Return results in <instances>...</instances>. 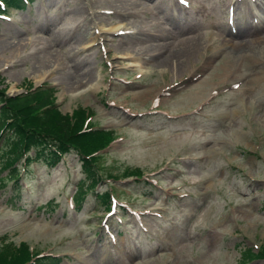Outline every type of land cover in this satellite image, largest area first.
Wrapping results in <instances>:
<instances>
[{
	"label": "rangeland",
	"instance_id": "obj_1",
	"mask_svg": "<svg viewBox=\"0 0 264 264\" xmlns=\"http://www.w3.org/2000/svg\"><path fill=\"white\" fill-rule=\"evenodd\" d=\"M31 1L0 14V91L85 109L77 142L98 157L94 179L73 145L54 167L23 159L15 187L0 162L4 258L27 244L41 264H264V0ZM197 37L211 46L183 68L157 64Z\"/></svg>",
	"mask_w": 264,
	"mask_h": 264
},
{
	"label": "trees",
	"instance_id": "obj_2",
	"mask_svg": "<svg viewBox=\"0 0 264 264\" xmlns=\"http://www.w3.org/2000/svg\"><path fill=\"white\" fill-rule=\"evenodd\" d=\"M9 5L24 6L21 0H4ZM2 10L0 6V11ZM53 89H37L29 91L17 97L7 98L0 91V103H4L0 109V162L4 169H9L10 181L14 182V187L19 181L22 168L17 162L24 159L25 164L44 163L51 167L60 162L61 155L69 152L71 145L81 148V129H85L82 123L88 119L86 110L77 113L76 117L70 114H63L57 105L50 104L54 111H44L42 108L54 99ZM44 105V106H43ZM90 128V127H89ZM92 134L99 133L92 129ZM90 136L86 135V137ZM109 134L106 143L95 150L99 152L107 148L110 143ZM80 144V145H79ZM83 148V147H82ZM79 150L84 159L85 169L93 175L97 164L98 156ZM85 149V148H84ZM33 151L32 155L29 153ZM94 167V168H93ZM24 175L22 176V178ZM106 205L110 202V195L105 193L99 197ZM1 245L0 247H3ZM4 252L0 253V264H41L43 257L34 253L27 244L17 247L15 253L10 258H4Z\"/></svg>",
	"mask_w": 264,
	"mask_h": 264
},
{
	"label": "bare ground",
	"instance_id": "obj_3",
	"mask_svg": "<svg viewBox=\"0 0 264 264\" xmlns=\"http://www.w3.org/2000/svg\"><path fill=\"white\" fill-rule=\"evenodd\" d=\"M184 8H186V7H184ZM188 8L189 9H194L193 7H191V8L188 7ZM201 11H202L201 9H197L192 15H190L187 18V20L189 22L193 21L195 14H198ZM167 20L169 21V20H171V18L170 17H167ZM103 29H106V28L103 27ZM230 36L231 37H235L236 36V37L243 38V40H244L243 43L239 44L238 46H241V45H245L246 44V46H248V47H253L256 43L259 42V40H253V39H250V38L246 37V36H250V35H246V33L244 31H238L236 34L235 33H232L230 31ZM93 37H95V36H93ZM76 39L78 41L80 38L79 37H76ZM102 39H103V36H102ZM90 45L91 44H89L87 46H90ZM204 45H205V42H203L199 37L189 39V40H187V41L179 44L178 45L179 46L178 48L170 49L168 54L163 55V56L161 55L162 57H158L157 58V64L160 67H162L161 69L163 71H168L175 64H176L175 65L176 68L181 69V68L184 67L185 62H187L189 59L192 58V56H194L198 52H200V50H202V48H204V47H207L208 48V47L211 46V44H209V43H207L205 46ZM233 47H236V45H234ZM256 47H257V45H256ZM4 48H5V45H0V52L3 51ZM238 49H240V48H238ZM233 53L234 52H230L229 53L231 55L229 56V59L227 60V63L228 64H231L232 63L231 60L234 57V54ZM248 54L251 55V56H254L252 53H248ZM235 55H237V54H235ZM236 58H237V56H236ZM139 62H141V59L140 60H137V62H132L129 65H131V66H139V65H141ZM224 68L225 69H228L229 67L228 66H224ZM195 69H196V67H191L189 69V72L192 73V72H194ZM41 79H42V77H41ZM41 79H39L38 81H41ZM93 79H94L93 76H88L87 82L89 83ZM77 82L79 84H81V85H77L76 88L73 89V91H74L73 96L82 95L83 92H85V90L87 89V88L85 89V86H83V82L82 81L79 80ZM77 82H75L72 85L71 89L76 85ZM99 86H100V83H98L97 85L91 86L90 88L88 86V90H90V89L96 90V89L99 88Z\"/></svg>",
	"mask_w": 264,
	"mask_h": 264
},
{
	"label": "snow or ice",
	"instance_id": "obj_4",
	"mask_svg": "<svg viewBox=\"0 0 264 264\" xmlns=\"http://www.w3.org/2000/svg\"><path fill=\"white\" fill-rule=\"evenodd\" d=\"M182 2H185V0H182Z\"/></svg>",
	"mask_w": 264,
	"mask_h": 264
}]
</instances>
